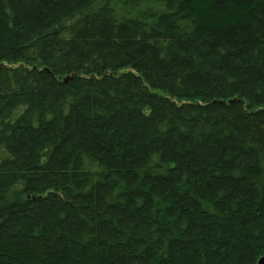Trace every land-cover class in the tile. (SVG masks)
Wrapping results in <instances>:
<instances>
[{
    "label": "trees",
    "instance_id": "16d2710c",
    "mask_svg": "<svg viewBox=\"0 0 264 264\" xmlns=\"http://www.w3.org/2000/svg\"><path fill=\"white\" fill-rule=\"evenodd\" d=\"M264 0H0V264H258Z\"/></svg>",
    "mask_w": 264,
    "mask_h": 264
},
{
    "label": "water",
    "instance_id": "95a60500",
    "mask_svg": "<svg viewBox=\"0 0 264 264\" xmlns=\"http://www.w3.org/2000/svg\"><path fill=\"white\" fill-rule=\"evenodd\" d=\"M258 264H264V256L259 260Z\"/></svg>",
    "mask_w": 264,
    "mask_h": 264
},
{
    "label": "bare ground",
    "instance_id": "6f19581e",
    "mask_svg": "<svg viewBox=\"0 0 264 264\" xmlns=\"http://www.w3.org/2000/svg\"><path fill=\"white\" fill-rule=\"evenodd\" d=\"M259 261V260H258Z\"/></svg>",
    "mask_w": 264,
    "mask_h": 264
}]
</instances>
